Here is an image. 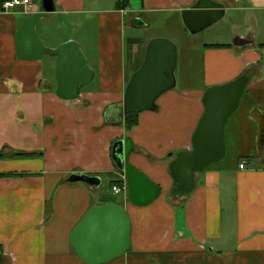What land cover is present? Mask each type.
<instances>
[{"label": "crops", "instance_id": "1", "mask_svg": "<svg viewBox=\"0 0 264 264\" xmlns=\"http://www.w3.org/2000/svg\"><path fill=\"white\" fill-rule=\"evenodd\" d=\"M196 1L128 0L119 8L120 0H54L55 12L36 26L42 42L76 40L94 70L68 99L56 92V57L17 56V31L41 0L17 11H2L0 0V264H93L78 255L70 234L92 207L113 202L129 215L131 246L97 264H264V0H214L226 9L228 32L179 48L177 87L158 99V109L140 113L130 130L105 115L123 101L138 69L132 64L140 39L147 38L145 56L156 37L152 23L176 19L185 38L181 11ZM89 12L96 18L84 20ZM126 27L144 32L126 36ZM245 74L249 81L225 125L224 158L197 172L190 194L172 196L170 163L192 149L204 93ZM124 137L134 146L129 162L160 186L149 204L128 199L125 174L113 162L112 145ZM72 173L102 183L69 182ZM116 179L121 201L104 188Z\"/></svg>", "mask_w": 264, "mask_h": 264}, {"label": "water", "instance_id": "2", "mask_svg": "<svg viewBox=\"0 0 264 264\" xmlns=\"http://www.w3.org/2000/svg\"><path fill=\"white\" fill-rule=\"evenodd\" d=\"M56 10L54 0H41L38 11L25 18L17 31V56L36 60L44 55L56 57V92L62 98H76L94 78V70L76 40L57 47L44 45L37 33V23ZM226 9L214 0H197L181 11L190 33H198L221 20ZM135 24H142L135 19ZM178 48L170 39L152 38L146 47L140 67L134 71L122 102L108 106L106 118L114 125H124L129 114L156 111L158 99L177 87ZM249 81L245 74L235 81L209 87L204 93L205 110L192 137V149L177 153L170 163L174 179L172 196H187L196 185L197 172L222 160L226 153L225 125L237 109ZM134 146L130 137L117 139L112 145L115 166L125 174L127 197L135 205H146L160 194V186L129 162ZM69 182H83L92 187L102 183L99 176L72 173ZM78 255L88 263H103L123 255L131 246V223L124 206L118 202L92 207L70 234Z\"/></svg>", "mask_w": 264, "mask_h": 264}, {"label": "rangeland", "instance_id": "3", "mask_svg": "<svg viewBox=\"0 0 264 264\" xmlns=\"http://www.w3.org/2000/svg\"><path fill=\"white\" fill-rule=\"evenodd\" d=\"M114 1L115 0H110L111 4ZM108 6H110V3L109 4H105V5H99L100 8H107ZM90 13L91 12H89V14H85L83 16L84 17L83 19L87 20V19H85L86 16L90 17V19H91V17L93 19L96 18V14H90ZM158 20H159V22L152 23L153 25H151V29L150 30H151L152 33H155L153 36L164 37V38H167V39H170L171 41H173L176 44L177 48H178V53H179V48H181L184 45V43H188L190 45L191 44L193 45L194 42H196V41L220 40V38H222V35L226 34L228 32V29H229L228 26L224 22H221V20H220V21L214 23L213 25L209 26L208 28H206L203 31L198 32V33H190L189 31L186 30L185 31V38L186 39H185V38H183L182 36L179 35L180 34L179 33L180 26H179V24H178L176 19H170L168 22L166 21L165 18H161V19L158 18ZM86 26H87V24H86ZM89 26H91L92 28H91V30L87 28L88 32H90V33L93 32L94 33L96 24L93 23V26L92 25H89ZM82 32L83 31L80 30V29L76 30L75 31L76 36L77 37H81ZM143 32H144V30L142 28H138V29H133L132 30L131 28H127L126 27V36H132V35H135V34L141 35ZM149 33H150V31H149ZM140 41H141L140 48L139 49L137 48V53L138 54H136L137 61H135L132 64L133 69H137V67L139 68L140 65L142 64L143 60H144V44L146 43L147 38L146 37H142L140 39ZM104 188L108 191V193L112 194L114 196L113 198H115L116 200L121 201V200L124 199L122 194H115L113 192V190H112V187L109 184L108 185H104Z\"/></svg>", "mask_w": 264, "mask_h": 264}, {"label": "built area", "instance_id": "4", "mask_svg": "<svg viewBox=\"0 0 264 264\" xmlns=\"http://www.w3.org/2000/svg\"><path fill=\"white\" fill-rule=\"evenodd\" d=\"M32 4V0H3L1 2L2 11H17V10H27V8ZM244 165L241 164V167ZM112 190L115 194L122 192L123 187L116 184L112 186ZM2 251L0 250V257Z\"/></svg>", "mask_w": 264, "mask_h": 264}, {"label": "trees", "instance_id": "5", "mask_svg": "<svg viewBox=\"0 0 264 264\" xmlns=\"http://www.w3.org/2000/svg\"><path fill=\"white\" fill-rule=\"evenodd\" d=\"M3 1V0H2ZM128 0H120L119 4H118V7L119 8H124V6L126 5V2ZM138 116L139 114H129L126 116L125 118V122H124V125L126 127V129L130 130L132 129L137 123H138ZM0 156H2V154L0 153ZM116 185V184H122V181L121 180H112L111 181V185Z\"/></svg>", "mask_w": 264, "mask_h": 264}]
</instances>
